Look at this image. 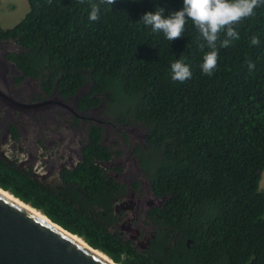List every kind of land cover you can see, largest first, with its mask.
Returning a JSON list of instances; mask_svg holds the SVG:
<instances>
[{
    "label": "trees",
    "instance_id": "16d2710c",
    "mask_svg": "<svg viewBox=\"0 0 264 264\" xmlns=\"http://www.w3.org/2000/svg\"><path fill=\"white\" fill-rule=\"evenodd\" d=\"M26 1L18 23L0 25V39H16L29 50L25 57L54 70L58 81H90L146 129L141 162L157 194L170 195L165 216L174 224L139 249L112 227L97 180L82 191L57 190L1 155L0 188L118 264H264V4L234 25L239 39L229 47H220L227 37L219 34L209 76L201 65L211 49L191 20L173 41L140 21L157 7L167 17L183 0H115L100 4L96 21L90 5L99 0ZM180 58L192 73L182 83L171 78Z\"/></svg>",
    "mask_w": 264,
    "mask_h": 264
},
{
    "label": "flooded vegetation",
    "instance_id": "af4514ba",
    "mask_svg": "<svg viewBox=\"0 0 264 264\" xmlns=\"http://www.w3.org/2000/svg\"><path fill=\"white\" fill-rule=\"evenodd\" d=\"M0 41L5 61L0 64V155L57 190L82 191L97 180L111 208L112 227L139 249L146 238L149 245L157 232L171 231L174 223L164 208L170 195L157 194L151 168L141 162L148 149L146 129L126 119L121 106L90 81L80 86L58 81L54 70L28 60L29 50L16 39Z\"/></svg>",
    "mask_w": 264,
    "mask_h": 264
},
{
    "label": "clouds",
    "instance_id": "9594fccd",
    "mask_svg": "<svg viewBox=\"0 0 264 264\" xmlns=\"http://www.w3.org/2000/svg\"><path fill=\"white\" fill-rule=\"evenodd\" d=\"M80 3H84V0H80ZM114 3L115 0H99V4L91 3L89 20L99 19L100 4L111 6ZM261 4H264V0H183V8L170 13L167 17L164 15V9L157 7L155 11L146 12L140 21L145 26H150L154 33L163 32L167 40L173 41L183 36L185 25L191 20L211 49L205 53L201 65L203 73L211 76L218 61L219 34L225 32L227 37L221 42L220 47H229L232 40L239 39V33L234 25L254 15V9ZM259 43L258 37H252L254 46H258ZM200 48L203 50L204 44H201ZM248 67L252 69L255 65L249 61ZM171 73L172 80L181 83L192 77L190 67L183 58L171 64Z\"/></svg>",
    "mask_w": 264,
    "mask_h": 264
},
{
    "label": "water",
    "instance_id": "95a60500",
    "mask_svg": "<svg viewBox=\"0 0 264 264\" xmlns=\"http://www.w3.org/2000/svg\"><path fill=\"white\" fill-rule=\"evenodd\" d=\"M2 43L0 64L5 63ZM86 89L81 88L73 101ZM55 225L0 192V264H110ZM148 242L146 238L140 248Z\"/></svg>",
    "mask_w": 264,
    "mask_h": 264
},
{
    "label": "rangeland",
    "instance_id": "374dc122",
    "mask_svg": "<svg viewBox=\"0 0 264 264\" xmlns=\"http://www.w3.org/2000/svg\"><path fill=\"white\" fill-rule=\"evenodd\" d=\"M28 11L26 0H3L0 6V24L4 28L18 23ZM259 189L264 192V169L259 180Z\"/></svg>",
    "mask_w": 264,
    "mask_h": 264
},
{
    "label": "bare ground",
    "instance_id": "6f19581e",
    "mask_svg": "<svg viewBox=\"0 0 264 264\" xmlns=\"http://www.w3.org/2000/svg\"><path fill=\"white\" fill-rule=\"evenodd\" d=\"M0 192L5 194L6 196H8L9 198H11L12 200L16 201L17 203L21 204L22 206H24L25 208H27L28 210L32 211L33 213H35L36 215H38L39 217L43 218L44 220L48 221L49 223L51 222L49 220V218L47 216H45L41 211L35 209L34 207H32L30 204L24 203L22 202L20 199L16 198L14 195H12L10 192L3 190L2 188H0ZM57 228H59L60 230H62L63 232H65L66 234H68L69 236H71L72 238H74L75 240H77L78 242H80L82 245H84L85 247H87L89 250H91L92 252H94L96 255L100 256L102 259H104L105 261H107L110 264H118L113 262L107 255H105L104 253H102L101 251L97 250V249H93L91 248L82 238L78 237V235H74L71 234L70 232H67L66 230H64L63 228L61 229L59 226L55 225Z\"/></svg>",
    "mask_w": 264,
    "mask_h": 264
},
{
    "label": "crops",
    "instance_id": "0c3cea01",
    "mask_svg": "<svg viewBox=\"0 0 264 264\" xmlns=\"http://www.w3.org/2000/svg\"><path fill=\"white\" fill-rule=\"evenodd\" d=\"M3 0H1L0 6L2 5ZM1 25V24H0ZM4 28V27H3ZM9 28V27H8Z\"/></svg>",
    "mask_w": 264,
    "mask_h": 264
}]
</instances>
